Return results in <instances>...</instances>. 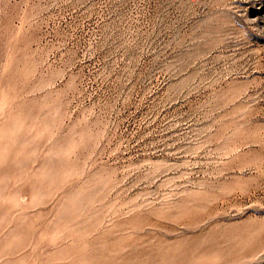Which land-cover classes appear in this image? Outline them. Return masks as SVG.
<instances>
[{
	"label": "rangeland",
	"instance_id": "374dc122",
	"mask_svg": "<svg viewBox=\"0 0 264 264\" xmlns=\"http://www.w3.org/2000/svg\"><path fill=\"white\" fill-rule=\"evenodd\" d=\"M0 264H264V0H0Z\"/></svg>",
	"mask_w": 264,
	"mask_h": 264
}]
</instances>
